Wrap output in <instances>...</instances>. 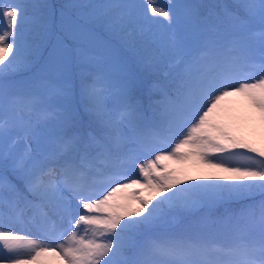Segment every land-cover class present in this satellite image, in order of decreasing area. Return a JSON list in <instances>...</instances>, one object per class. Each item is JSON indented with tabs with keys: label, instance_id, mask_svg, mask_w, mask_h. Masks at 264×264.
Returning <instances> with one entry per match:
<instances>
[{
	"label": "snow or ice",
	"instance_id": "snow-or-ice-1",
	"mask_svg": "<svg viewBox=\"0 0 264 264\" xmlns=\"http://www.w3.org/2000/svg\"><path fill=\"white\" fill-rule=\"evenodd\" d=\"M0 19V264H264V146L236 115L264 121V0ZM189 160L224 175L161 168Z\"/></svg>",
	"mask_w": 264,
	"mask_h": 264
},
{
	"label": "rangeland",
	"instance_id": "rangeland-1",
	"mask_svg": "<svg viewBox=\"0 0 264 264\" xmlns=\"http://www.w3.org/2000/svg\"><path fill=\"white\" fill-rule=\"evenodd\" d=\"M53 1H55V0H48L49 3L53 2ZM64 2H67V0L63 1L62 3H64ZM137 2H142V0H137ZM158 3L161 4V5H166L167 4V0H158ZM2 28H6V22L3 21L2 19H0V29H2ZM101 34L104 35L102 32H101ZM101 38L102 39H106L107 37L103 36ZM236 107L238 109L236 115L239 116L240 121H241L242 124L246 120H248L249 122H251L253 124H259V123L262 124V122H261V120L259 118V115L256 114V113H253L250 109H247L242 103H238L236 105ZM242 124H241V126H242ZM244 125L246 127V124H244ZM261 127H263V126L261 125ZM156 154L157 153L146 154L144 157H142L140 159L139 163L142 164L147 159H154ZM212 159H215V157H212ZM165 164H167L170 169L183 168V169L186 170L187 174L190 175V176H205V175H209V174H212V175H224V173H221V172H219L216 169H211V168L207 167L206 165H204V164H202V163H200V162H198L196 160H189L186 164H183V165L178 164V163L173 162V161L161 162V166H163ZM137 170H139L138 166L134 169L132 174L133 175L136 174V176H137V173H136ZM131 192H138V188L130 189L129 193H131ZM153 203H155V201H153ZM133 206L135 207L136 205L133 203ZM50 264H59V262L56 261L53 258V259L50 260Z\"/></svg>",
	"mask_w": 264,
	"mask_h": 264
},
{
	"label": "trees",
	"instance_id": "trees-1",
	"mask_svg": "<svg viewBox=\"0 0 264 264\" xmlns=\"http://www.w3.org/2000/svg\"><path fill=\"white\" fill-rule=\"evenodd\" d=\"M65 0H55L51 2L52 4H61ZM66 3V2H64ZM63 4V3H62ZM103 37L104 35L101 34ZM106 37V36H104ZM259 124H253L246 120L241 126V132L239 134L245 135L249 140L253 141L257 146H264V121ZM246 124V127L245 125ZM263 127H261V125ZM244 133V134H243ZM202 175V174H201Z\"/></svg>",
	"mask_w": 264,
	"mask_h": 264
}]
</instances>
